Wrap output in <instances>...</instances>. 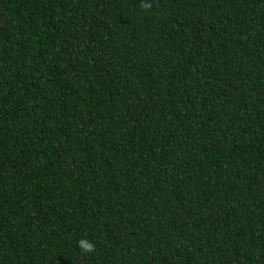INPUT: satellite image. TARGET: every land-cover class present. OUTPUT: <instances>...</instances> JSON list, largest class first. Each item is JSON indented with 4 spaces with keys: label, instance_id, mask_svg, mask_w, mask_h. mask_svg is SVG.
Returning a JSON list of instances; mask_svg holds the SVG:
<instances>
[{
    "label": "trees",
    "instance_id": "obj_1",
    "mask_svg": "<svg viewBox=\"0 0 264 264\" xmlns=\"http://www.w3.org/2000/svg\"><path fill=\"white\" fill-rule=\"evenodd\" d=\"M145 2L0 0V264H264V0Z\"/></svg>",
    "mask_w": 264,
    "mask_h": 264
},
{
    "label": "clouds",
    "instance_id": "obj_2",
    "mask_svg": "<svg viewBox=\"0 0 264 264\" xmlns=\"http://www.w3.org/2000/svg\"><path fill=\"white\" fill-rule=\"evenodd\" d=\"M141 7L147 10L152 7V4L142 0ZM77 244L82 253H91L95 251V244L87 238H81L78 240Z\"/></svg>",
    "mask_w": 264,
    "mask_h": 264
}]
</instances>
